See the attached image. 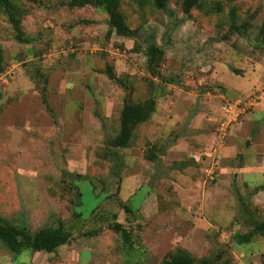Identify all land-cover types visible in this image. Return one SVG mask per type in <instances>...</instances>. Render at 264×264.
<instances>
[{
	"label": "rangeland",
	"instance_id": "rangeland-1",
	"mask_svg": "<svg viewBox=\"0 0 264 264\" xmlns=\"http://www.w3.org/2000/svg\"><path fill=\"white\" fill-rule=\"evenodd\" d=\"M67 2L0 0V218L33 231L61 220L73 236L51 252L0 245V264H161L217 251L220 264H264V235L235 238L264 218V0H119L134 36L116 34L103 7ZM251 93L209 178L224 107ZM146 98L149 119L127 146H110L123 103Z\"/></svg>",
	"mask_w": 264,
	"mask_h": 264
},
{
	"label": "trees",
	"instance_id": "trees-1",
	"mask_svg": "<svg viewBox=\"0 0 264 264\" xmlns=\"http://www.w3.org/2000/svg\"><path fill=\"white\" fill-rule=\"evenodd\" d=\"M194 1L195 0H189L190 3ZM166 2L167 0H152L153 5L158 9H164ZM86 4L103 7L108 15V25L111 29H114L116 34L123 36L136 35L137 30L135 28H130L124 22L118 11L119 0H68L67 2L69 7H80ZM11 21L15 30L16 39L22 41L19 25L13 18H11ZM159 52V48L154 44H150L146 51L147 67L154 75H158L156 67L158 64ZM108 73L109 76L112 77L111 71H108ZM154 109L155 100L153 98H146L141 102L125 101L119 115L118 133L110 138L109 145L112 147L127 146L132 138L135 127L148 120ZM151 159L155 161V155H152ZM238 198L241 213L240 217L244 218L248 210L242 196L238 195ZM123 209L127 213L130 212V209L126 205H123ZM78 215V213L75 214L76 217ZM249 226L250 229L248 231L235 235L238 243L248 242L254 234L264 235V218L250 220ZM121 227L120 223L115 222L111 224V228L124 237L127 234ZM82 234L92 235L93 233L86 232ZM72 238L71 226H67L65 222L61 220L56 222L55 225L42 227L33 231L26 227L16 226L0 218V245L14 254H19L24 250L51 252L60 245L69 242ZM221 257V251L198 259L185 252H173L164 258L161 264H220Z\"/></svg>",
	"mask_w": 264,
	"mask_h": 264
},
{
	"label": "built area",
	"instance_id": "built-area-1",
	"mask_svg": "<svg viewBox=\"0 0 264 264\" xmlns=\"http://www.w3.org/2000/svg\"><path fill=\"white\" fill-rule=\"evenodd\" d=\"M258 98V95H256L255 93H251L246 96H242L232 102L226 103L224 107V113L220 117L219 126L216 129L212 145L208 149V152L205 153L206 157L211 160L207 164V167L209 166V169H205V173L207 176H209V178L213 177L214 171L212 162H214L218 150L223 145V142L228 134L230 124L235 122L239 116L244 114L251 106H253Z\"/></svg>",
	"mask_w": 264,
	"mask_h": 264
}]
</instances>
